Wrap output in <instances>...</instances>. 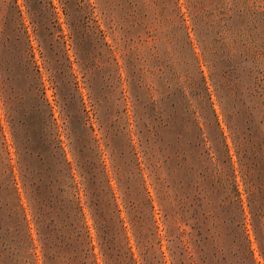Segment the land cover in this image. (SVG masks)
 I'll return each mask as SVG.
<instances>
[{
	"label": "rangeland",
	"instance_id": "374dc122",
	"mask_svg": "<svg viewBox=\"0 0 264 264\" xmlns=\"http://www.w3.org/2000/svg\"><path fill=\"white\" fill-rule=\"evenodd\" d=\"M89 189L137 264H264V0H0V264L74 193L104 264Z\"/></svg>",
	"mask_w": 264,
	"mask_h": 264
},
{
	"label": "trees",
	"instance_id": "16d2710c",
	"mask_svg": "<svg viewBox=\"0 0 264 264\" xmlns=\"http://www.w3.org/2000/svg\"><path fill=\"white\" fill-rule=\"evenodd\" d=\"M232 120V114H231ZM233 130V141L240 155L242 164L246 167V177L249 175L250 164L248 162L249 152L251 148L246 147V138L238 133L237 127L231 125ZM69 164V163H68ZM250 181V180H249ZM252 189V188H251ZM67 192L69 188H62ZM91 196L90 208L93 213L94 221L98 231V243L104 264H137L130 248L128 250L119 242V233L117 226L111 224L107 216L109 209H105L100 203L98 193L89 189ZM240 201H242L240 199ZM36 215L38 225L41 226L47 220L46 205L52 206L57 210L59 222L61 223L59 233L53 236V230L57 229L54 218L50 219V223H55L53 227L47 232H41V242L44 250V264H65L67 258H73L70 264H100L98 256L95 253V246L92 243V237L88 231L85 222L84 207L81 203V197L74 193L73 197L62 196L58 201L49 200L48 202H37ZM115 208L120 211L118 204L115 202ZM257 215V214H256ZM259 222L264 226V217L258 214ZM122 221V219H120ZM70 225L72 226V233H63L62 228ZM125 228V227H124ZM257 238L264 243V230H255ZM146 245V244H145ZM74 246V247H72ZM64 251L62 252V250ZM147 249L146 252H148ZM70 251V252H67ZM264 254V251H263ZM76 260V261H74Z\"/></svg>",
	"mask_w": 264,
	"mask_h": 264
}]
</instances>
